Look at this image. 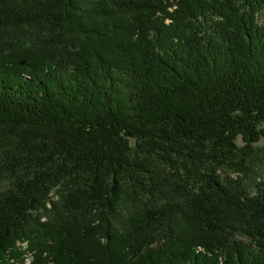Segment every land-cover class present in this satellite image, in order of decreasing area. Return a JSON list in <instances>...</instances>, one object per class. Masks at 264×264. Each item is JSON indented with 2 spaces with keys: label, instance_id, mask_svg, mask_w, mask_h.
<instances>
[{
  "label": "trees",
  "instance_id": "obj_1",
  "mask_svg": "<svg viewBox=\"0 0 264 264\" xmlns=\"http://www.w3.org/2000/svg\"><path fill=\"white\" fill-rule=\"evenodd\" d=\"M263 123L264 0H0V264H264Z\"/></svg>",
  "mask_w": 264,
  "mask_h": 264
},
{
  "label": "rangeland",
  "instance_id": "obj_2",
  "mask_svg": "<svg viewBox=\"0 0 264 264\" xmlns=\"http://www.w3.org/2000/svg\"><path fill=\"white\" fill-rule=\"evenodd\" d=\"M263 127H264V123H263ZM237 143L239 145L242 144L241 139L239 137L237 138ZM254 146L257 148V155L260 158L259 160H264V136L262 138H260V140L258 142L254 143ZM257 172L264 177V167H261V166L258 167ZM248 188L251 192L254 191V187H253L252 182L250 183ZM30 259H31L30 253L26 254L25 255V263L26 264L29 263Z\"/></svg>",
  "mask_w": 264,
  "mask_h": 264
}]
</instances>
